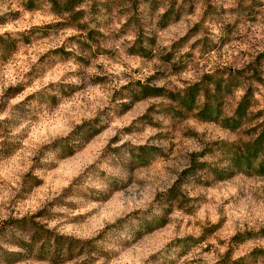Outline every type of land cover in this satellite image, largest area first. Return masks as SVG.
Returning a JSON list of instances; mask_svg holds the SVG:
<instances>
[{"label": "rangeland", "instance_id": "rangeland-1", "mask_svg": "<svg viewBox=\"0 0 264 264\" xmlns=\"http://www.w3.org/2000/svg\"><path fill=\"white\" fill-rule=\"evenodd\" d=\"M64 1L0 0V264H264V175L230 163L264 0Z\"/></svg>", "mask_w": 264, "mask_h": 264}, {"label": "trees", "instance_id": "trees-1", "mask_svg": "<svg viewBox=\"0 0 264 264\" xmlns=\"http://www.w3.org/2000/svg\"><path fill=\"white\" fill-rule=\"evenodd\" d=\"M44 1L49 2L52 6L58 5L57 0H44ZM77 4H78V1L76 0H65L62 10H57V11L59 12L71 11ZM79 12H80L79 9L74 11V13H79ZM244 100L245 98H242L240 102L238 103V105L236 106L234 116L226 120L227 127L234 128L235 124L237 123L236 122L237 119L239 118V116H241L244 113V109H243ZM259 127H260L259 131L257 132V135L254 137V139L250 143L249 147L246 148V150H244L243 152L233 153L232 157L230 158V163L236 169L244 171L246 173L253 172V173L260 174V175H264V155L260 156L261 150L264 146V116L262 117V120L260 121ZM45 233H47L46 230H42V233H38V230L36 229V231L34 230V232H32V234L30 235L29 240H28L29 242H23L19 240L18 245L21 247H24L27 251H31V248L36 243L39 235L40 236L43 235L44 239L42 240V244H44L45 242H48L47 239H49V235H45ZM54 240L56 242L53 244L52 254L55 255L56 257H59V256L66 257L70 253V245L68 241L69 239L66 237L65 238L56 237V239ZM59 240L63 242L65 247H59L57 243V241ZM38 249H40V251L43 252L40 255L44 256L43 245L38 247ZM5 255H6L5 257L7 261H16V260H19L20 257L22 256L18 252H7V251H5ZM14 255L15 256L17 255V257H13ZM7 257H11V258L9 259Z\"/></svg>", "mask_w": 264, "mask_h": 264}]
</instances>
